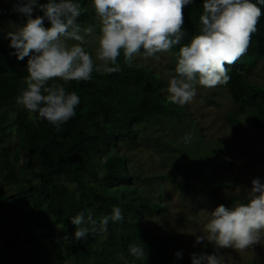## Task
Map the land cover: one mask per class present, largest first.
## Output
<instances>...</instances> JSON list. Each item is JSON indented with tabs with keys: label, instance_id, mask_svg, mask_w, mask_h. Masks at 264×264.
Segmentation results:
<instances>
[{
	"label": "trees",
	"instance_id": "1",
	"mask_svg": "<svg viewBox=\"0 0 264 264\" xmlns=\"http://www.w3.org/2000/svg\"><path fill=\"white\" fill-rule=\"evenodd\" d=\"M86 1L79 0L87 9L78 18L82 25L95 23ZM203 2L192 0L183 7L186 37L182 43L200 31ZM15 3L13 0L6 8L1 6L0 20L11 14ZM257 6L264 13V5ZM16 14L25 21L22 14ZM35 15L42 13L36 10ZM44 23L49 26L47 20ZM178 48L172 51L177 52ZM27 60L28 57L18 60L10 43L0 40V264H192V254H208L209 247L205 251L192 250L179 262L170 254L172 236L150 234L149 228L137 217L156 212L160 203L137 191L131 183L133 174L127 168L126 156L115 147L118 139L135 142L134 128L138 122L168 114L174 118L180 116L177 105L169 103L168 95L161 93L165 81L148 68L124 64L121 55L120 72H93L89 81L66 85L67 91L79 95L80 104L76 115L59 129L30 117L22 106L18 107L17 120L12 123L8 121V113L18 105L16 97L26 87L27 70L22 65ZM259 60L264 64V15L251 37L247 53L235 64L226 65L231 79L224 85L254 128L264 127V85L251 81L247 72ZM228 115L229 123L239 122L236 114L235 117ZM12 125L19 142L12 148V155L18 159L22 147L38 164L36 180L29 183H19L15 166L5 152L3 142ZM103 154L104 159L100 158ZM146 178L156 180L166 176L155 173ZM172 178L178 185H185L177 177ZM10 183L15 187L7 192L4 186ZM208 196L225 205L233 201L215 190L208 191ZM113 207H120L123 222L110 221L106 233H90L73 243L66 241L65 237L74 234L75 226L70 222L73 216L79 212L91 213L99 220L111 214ZM20 228L25 232L23 237ZM133 243L145 246L144 261L130 254L129 246Z\"/></svg>",
	"mask_w": 264,
	"mask_h": 264
},
{
	"label": "clouds",
	"instance_id": "2",
	"mask_svg": "<svg viewBox=\"0 0 264 264\" xmlns=\"http://www.w3.org/2000/svg\"><path fill=\"white\" fill-rule=\"evenodd\" d=\"M192 0H92L95 23L82 25L78 18L87 11L79 0H16L13 11L26 19L15 30L7 32L10 47L18 60L28 57L24 78L26 87L16 103L30 115L47 121L57 129L76 115L80 97L67 91L69 82L89 81L93 72L118 73L121 55L131 66L133 58L159 60V54L175 53L174 75L168 80L167 100L185 106L197 96L198 87L227 85L229 68L248 50L252 35L264 13L257 5L264 0H204L199 17L200 31L186 43L183 7ZM39 10L42 15L33 13ZM45 20L49 26H45ZM93 40L95 49L90 51ZM191 133L182 142L190 143ZM202 235L218 248L245 252L264 243V181L252 179L246 202L232 208L217 205L207 213ZM120 207L111 214L95 219L91 213L79 212L70 222L74 234L68 243L84 239L90 233H106L109 222L124 221ZM130 254L146 259L145 246L133 243ZM175 255L181 257V252ZM192 264H225L222 256L192 254Z\"/></svg>",
	"mask_w": 264,
	"mask_h": 264
},
{
	"label": "rangeland",
	"instance_id": "3",
	"mask_svg": "<svg viewBox=\"0 0 264 264\" xmlns=\"http://www.w3.org/2000/svg\"><path fill=\"white\" fill-rule=\"evenodd\" d=\"M11 2L13 0H1L0 8H6ZM85 6L92 9L90 17L96 21L92 1L87 0ZM24 22L13 10L10 15H4L0 20V40L10 43L7 32ZM95 46L93 40L90 47L93 53ZM175 53L159 54V60L144 58L140 54L133 58L132 63L148 68L161 77L165 81L161 93L168 95L167 85L174 75ZM23 63L26 68L27 63ZM247 76L251 81L264 85V64L261 60L247 72ZM19 106L10 108L9 122H16ZM177 107L179 117L168 114L138 122L134 128L135 142L118 139L115 146L126 156L127 168L133 174L131 183L137 191L160 203L156 212L137 219L149 228L153 237H173L170 254L179 262L192 250L205 251L209 247L208 254L222 256L225 264H264V243L252 250L236 252L232 248H218L206 240L196 242V236L202 235L203 225L209 218L207 213L217 205L232 208L236 202H246L252 179L259 177L264 181V127L254 128L245 120V114L238 109V102L229 95L225 86L198 87L197 96L191 104ZM235 114L240 118L239 122L229 123L226 115L235 117ZM187 133L193 136L190 143L182 142ZM3 144L10 162L15 166L19 183L36 180L38 164L30 154L22 147L19 148L18 159L11 153L14 145L19 144L14 125L10 127ZM104 157V154L100 155V158ZM98 171L102 174L103 170L99 168ZM155 173H162L166 178H146ZM173 176L185 185H178ZM14 187L15 184L10 183L4 186V190L10 192ZM210 190L233 198V201L225 205L211 199L208 196ZM96 200L100 201L99 196ZM19 231L21 237L25 236L23 229ZM177 251L181 252L179 258L175 255Z\"/></svg>",
	"mask_w": 264,
	"mask_h": 264
}]
</instances>
